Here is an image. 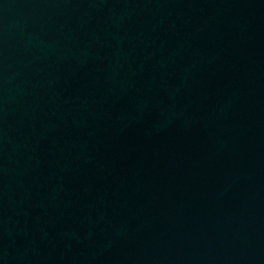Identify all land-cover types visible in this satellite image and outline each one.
<instances>
[{
  "label": "water",
  "instance_id": "1",
  "mask_svg": "<svg viewBox=\"0 0 264 264\" xmlns=\"http://www.w3.org/2000/svg\"><path fill=\"white\" fill-rule=\"evenodd\" d=\"M0 264H264V0H0Z\"/></svg>",
  "mask_w": 264,
  "mask_h": 264
}]
</instances>
